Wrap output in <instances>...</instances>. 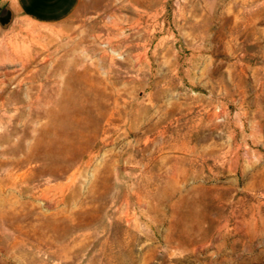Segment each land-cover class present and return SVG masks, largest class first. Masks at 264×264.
Listing matches in <instances>:
<instances>
[{
	"label": "rangeland",
	"instance_id": "1",
	"mask_svg": "<svg viewBox=\"0 0 264 264\" xmlns=\"http://www.w3.org/2000/svg\"><path fill=\"white\" fill-rule=\"evenodd\" d=\"M0 264H264V0L0 30Z\"/></svg>",
	"mask_w": 264,
	"mask_h": 264
},
{
	"label": "crops",
	"instance_id": "2",
	"mask_svg": "<svg viewBox=\"0 0 264 264\" xmlns=\"http://www.w3.org/2000/svg\"><path fill=\"white\" fill-rule=\"evenodd\" d=\"M88 1L90 0H0V15L9 6L14 14L13 25L20 28L29 26L49 29L69 23ZM258 96L248 93L246 98Z\"/></svg>",
	"mask_w": 264,
	"mask_h": 264
},
{
	"label": "water",
	"instance_id": "3",
	"mask_svg": "<svg viewBox=\"0 0 264 264\" xmlns=\"http://www.w3.org/2000/svg\"><path fill=\"white\" fill-rule=\"evenodd\" d=\"M14 14L9 6H6L3 13L0 15V30L8 32L13 27Z\"/></svg>",
	"mask_w": 264,
	"mask_h": 264
},
{
	"label": "flooded vegetation",
	"instance_id": "4",
	"mask_svg": "<svg viewBox=\"0 0 264 264\" xmlns=\"http://www.w3.org/2000/svg\"><path fill=\"white\" fill-rule=\"evenodd\" d=\"M1 12V11H0Z\"/></svg>",
	"mask_w": 264,
	"mask_h": 264
}]
</instances>
